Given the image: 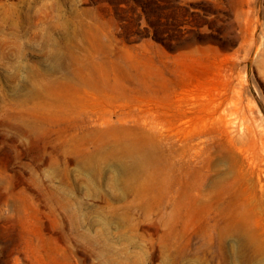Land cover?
Returning a JSON list of instances; mask_svg holds the SVG:
<instances>
[{
  "label": "rangeland",
  "instance_id": "rangeland-1",
  "mask_svg": "<svg viewBox=\"0 0 264 264\" xmlns=\"http://www.w3.org/2000/svg\"><path fill=\"white\" fill-rule=\"evenodd\" d=\"M263 143L264 0H0V264H264Z\"/></svg>",
  "mask_w": 264,
  "mask_h": 264
},
{
  "label": "bare ground",
  "instance_id": "bare-ground-1",
  "mask_svg": "<svg viewBox=\"0 0 264 264\" xmlns=\"http://www.w3.org/2000/svg\"><path fill=\"white\" fill-rule=\"evenodd\" d=\"M214 103H215V102H214ZM220 103H221V102H219V105H220ZM216 104H217V103H216ZM238 104H239V103L236 104V116H239V115H240V116H244V114H245V110H243L242 107L240 108V106H238ZM209 106H210V105H209ZM211 106H213V105H211ZM207 107H208V106H207ZM216 107H217V106H216ZM208 108H209V107H208ZM215 109H216V108H215ZM211 111H212V110H211ZM245 118H246V116H245ZM221 119H222V120H221ZM218 120H219V118H218ZM223 120H224V116H223V114H222V112H221V113H220V120H219V122H221V121H223ZM224 121L226 122V123L224 122V123L226 124V126H227V125H230L231 128H233V129H231L233 132H235L234 130L236 129V132H235V133H231L232 135L236 134V137H235V135H234V137L236 138V142H237V140H239V141L241 140V141L245 142L243 139H244L245 137H246V139H247V138H248L247 136H250L251 134H252V135L254 134V136H255V132H253V130H255V129H253V127H252L253 130H252L251 128H248V127H247V130H244V129H242V127L240 128V127L237 126V125H236V127L234 128L235 125H234L231 121H228V120H224ZM217 123H218V122H217ZM222 126H224V125H222ZM226 126H225V128H226ZM232 131H231V132H232ZM229 133H230V132H229ZM252 135H251V136H252ZM258 135H259V134H258ZM230 136H231V135H230ZM256 136H257V135H256ZM256 136H255V137H256ZM231 137H232V136H231ZM232 138H233V137H232ZM232 138H231V139H232ZM250 138H251V137H250ZM252 138H253V137H252ZM259 138H260V136H259ZM231 139H230V140H231ZM233 140H235V139H233ZM251 140H252V139H251ZM255 140H256V139H255ZM261 140H262V139H261ZM231 141H232V140H231ZM241 141H240V142H241ZM246 141H249V139L246 140ZM240 142H239V143H240ZM243 142H242V143H243ZM256 143H257V142H256ZM256 143H255V144H256ZM240 144H241V143H240ZM249 144H250V143H249ZM252 144H254V143H252ZM257 144H258V143H257ZM263 144H264V143H263ZM260 145H261V141H260ZM260 145H259V146H260ZM236 146H237V145H236ZM250 146H251V145H250ZM252 147H253V146H252ZM263 147H264V146H263ZM262 150L264 151V149H262ZM263 153H264V152H263ZM257 161H258V160H257ZM257 161H256V162H257Z\"/></svg>",
  "mask_w": 264,
  "mask_h": 264
}]
</instances>
